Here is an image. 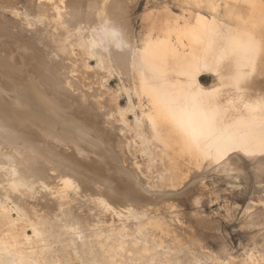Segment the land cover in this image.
Returning <instances> with one entry per match:
<instances>
[{
	"label": "bare ground",
	"instance_id": "1",
	"mask_svg": "<svg viewBox=\"0 0 264 264\" xmlns=\"http://www.w3.org/2000/svg\"><path fill=\"white\" fill-rule=\"evenodd\" d=\"M27 1L35 9L44 5L49 10L47 13L54 16L37 18V22L44 26L42 30L45 33L51 36L52 29L58 37L61 34L67 40L73 38L70 42L71 54L74 53L73 46L78 45L89 55H97L100 62L105 60L108 69L122 75L127 84L129 81L132 83L124 86V90L128 95L136 96L140 102L137 106L142 111L133 120V124L141 129L135 133L143 140V145L145 141L158 145L157 152L142 150L152 160L150 165L158 169L151 168L152 173H157L161 180L170 179L173 189L167 193L169 196L170 193L172 197L179 194L176 192L179 190L177 187L187 175L192 172L200 174L201 170L203 173L207 158H222L236 147L246 152L264 151L262 0H245L250 9L248 21L259 26L252 31L240 32L217 26L199 13L194 18H185L183 15L184 18H177L175 21L164 15V18H144L145 32L140 36L130 23L123 32L119 27L107 24H103L101 28L89 27L88 23L101 21L120 11L121 0H60L61 4L54 9L50 0ZM4 3L16 5L17 0H5ZM81 16L91 20H81ZM69 20L78 23L69 24ZM15 24L8 18H0V161L4 162L0 163V176L3 177L0 178V227L5 221L10 225L5 232L0 231V264L4 261L8 264H69L66 259L54 256L56 245L49 239L54 227L45 228H48V222L60 220L66 222L65 228L70 232L82 234L84 223L66 221L69 214L71 216L76 213L72 203L82 197L92 204L90 210H95V223L105 225L111 221L115 222L111 227H119L122 238L115 254L111 256L113 264H124V240L130 233L140 239L147 238L152 232H159L181 242L183 233L178 231V226L167 224V219L174 218V203L170 204L171 200L164 203L162 199H155L158 204L156 208L160 210L151 211L139 206L137 203L144 201L145 194L135 187V180L127 170L131 168L118 153V149H107L106 142L102 136L98 137L97 131H79L66 121L53 119L49 112L48 114L42 107L40 110L37 104L34 107L32 104L28 105L29 101L28 104L20 102L21 97L33 96V93L41 97L39 90L44 92L45 97V93L50 92L46 87L57 80L64 85L62 88L66 89L67 96L71 99L68 101L71 111L76 114L77 111L80 112L81 116L93 124L96 110L93 112L92 108L95 107V101L100 102L101 97L88 98L87 94L91 92L80 87V82L85 83L86 77L81 70L69 66L68 75L67 67H56L54 60L47 57L48 54L43 51L37 54L32 32L28 35L34 28L33 23L28 26L29 32L26 35L19 33ZM123 40L129 48L124 49L122 57L117 59V62H126L120 68L112 59V49L113 45L121 44ZM20 44L23 45L18 49ZM185 44L188 45L187 49ZM68 60H65V64H68ZM101 64L97 67L104 68ZM188 67L191 68L192 77H196L201 71L210 72L213 75V87L203 88L193 78L195 88H191V85L180 91V76ZM39 77L41 82L38 81ZM52 87L54 88L53 85ZM58 91L57 89L56 92ZM94 93H98L97 89L91 94ZM102 93L99 94L102 96L104 92ZM46 98L41 99L45 102ZM17 100L20 102L18 106H26L23 110L24 117L18 113V108L10 104V101L14 103ZM85 109L90 111L91 114L87 113L89 116L84 115ZM117 114L125 124L130 125L125 119L126 111L120 105ZM28 129L43 135L44 137L40 136L43 143L34 142L26 134ZM80 132L84 136L79 135ZM49 135L54 138L47 139ZM106 139L109 140L108 137ZM111 141L112 139L110 143ZM51 142L63 146L55 148L49 145ZM46 144L48 146H44ZM72 146L84 160L85 164L82 166L73 161L77 155L69 151ZM42 149H45L44 156L38 154L35 157L33 152L38 153ZM48 150H51L50 153ZM2 151L5 153H1ZM18 158L27 159V167L33 169L35 166L34 169L38 170L22 169L16 161ZM33 172L49 176L29 177V173ZM120 173L124 177L122 185L119 184ZM92 175L97 176V187L91 184ZM192 179L195 180L194 177ZM194 180L190 182L195 184ZM162 184L167 186L164 182ZM164 206L167 208L164 209ZM38 212L43 216L38 215ZM109 216L111 220H108ZM26 221L29 223L26 224ZM28 225L37 241L27 233L20 234ZM100 243L103 246L109 244L114 249L116 242L107 238ZM70 244L69 252L73 263L81 264L76 242L71 240ZM255 251L248 256L249 264H264V257Z\"/></svg>",
	"mask_w": 264,
	"mask_h": 264
},
{
	"label": "rangeland",
	"instance_id": "2",
	"mask_svg": "<svg viewBox=\"0 0 264 264\" xmlns=\"http://www.w3.org/2000/svg\"><path fill=\"white\" fill-rule=\"evenodd\" d=\"M262 1L264 2V0ZM4 2L5 0H0V18H8L14 21L19 33H23L24 35L29 32L28 26H32L33 23L34 28L31 29L28 35H31L30 33L32 32L35 39L33 40L35 42L34 49L37 54H41L42 51L48 54L47 57L54 60L56 67H67L68 75H70L69 66L81 70V72L86 74V77L84 78L85 83L80 82V87L86 89L87 92L93 93L95 89L98 92L97 94L94 93V95L88 93V98L101 97L100 102L95 101V107L92 108L93 112L96 110V113L94 112L95 122L93 124L90 120L81 116L80 112L77 111L76 114L71 111L70 102H68L71 99L68 98L66 89L62 88L64 85L57 80L58 83L54 81L50 83L49 87H46L50 90V92L45 93L48 96L47 98L46 96L44 97V92L37 89V91H40L41 97L36 93H33V96L23 95L24 97H21L20 102L28 104L29 101L30 104L28 105L32 104L34 107L38 105L40 110L42 107L47 113L49 112L50 114H48L53 119L66 121L72 128H76L79 131H83L84 129L97 131L98 137L102 136L106 142L107 149H118V153L124 157L125 162L131 168L127 170L132 175L129 176L135 180V187L145 194L144 201L137 203L139 206H143L144 209L151 211L157 209L158 200L162 199L161 201L164 203H169L171 200L170 204L174 203L175 210L172 212L174 218L167 219V224L172 227L178 226V231L183 233L181 235V242L174 241L172 237L162 235L159 232H152L147 238L143 237L140 239L135 238L130 233L124 240V264H249L248 256L251 252L254 253L255 250L256 254L264 257V151L246 152L240 147H236L222 158L216 160L212 157L207 158L204 162L203 173L201 170V175L199 173L196 174L197 172H192L189 176L187 175L185 177L186 180L184 178L182 184L177 187L179 190L176 192L179 194H174L175 196L172 197L173 195L170 193L169 196L167 193L172 188L170 179L163 178L161 180L157 173H152L151 168L155 170L157 167L150 165L152 160L142 150L143 148L157 152L158 145L155 142L147 141L143 145V140L138 138L135 133V131L141 129L135 127L133 124V120L142 111L137 106L140 102L136 96L128 95L124 90V86L132 85V83L129 81L127 84L122 75H118L115 71L108 69V63L105 60L100 62V58L97 55H89L78 45L73 46L74 53L71 54L70 42L73 41V38L67 40L61 34L58 37V34H54L56 31L52 29L51 36L45 33L42 30L44 26L37 22V18H54V16L51 17L47 13L49 10H46L43 7L44 5L41 4L39 8L35 9L33 5L28 4L27 0H17L16 5L5 4ZM121 2L122 7L120 11L109 15L108 18H103L101 21L97 19L94 22L90 21L92 23H88L89 27L96 26L97 28H101L103 24H107L114 28L119 27V30L123 32L126 30L128 23H130L134 27L136 34L140 36L145 32L146 22L143 20L144 18H164V15L165 18L168 17L171 21H175L177 18H184V16L185 18H194L195 14L202 13L210 22H214L213 24L228 28L229 30L241 32L243 30L252 31L254 28H259V26L248 21L250 9L248 2L245 0H121ZM50 3L53 9L56 5L61 4L60 0H50ZM166 12L169 15H166L168 14ZM188 15L190 16L188 17ZM80 19L91 20L86 17L82 18V16ZM68 23L76 24L78 22L69 20ZM64 34L66 35L67 33L64 32ZM85 34L87 33L85 32ZM22 45L20 44L18 49ZM184 47L187 49L188 45L185 44ZM126 48H129V45L124 40L121 44L113 45L112 59L115 65L120 68L124 67L126 62H117V59L118 57H122ZM20 50L23 49L21 48ZM67 59H69L68 64H65L67 62L65 60ZM100 64L106 69L97 67ZM191 77L192 71L188 67L184 74L180 76V91L190 88L191 85V88H195L192 82L193 78L203 88L213 87V75L208 71H201L196 77ZM38 81L41 82L42 79L39 77ZM54 84H57V86ZM57 89L59 93L56 92ZM37 91L35 90V92ZM100 92H104V95L101 96ZM65 95L67 98H65ZM30 97L31 99H29ZM41 98H46L45 102ZM64 98L65 100H63ZM10 100L14 101L13 97H10ZM18 102L15 101L13 103L10 101V104L18 108L16 110L24 117L23 110L26 106L25 104L23 107L22 104L18 106L20 104ZM119 105L125 109V119L130 125L125 124L122 121V117L117 114ZM84 111V115L90 113L89 110L85 109ZM34 131L28 129L26 134L32 137L34 142L43 143L41 138L43 135L37 134V131ZM91 134L90 136L93 137ZM79 135L84 136L83 132H80ZM107 137L109 140L106 139ZM52 138L54 137L47 136L49 140ZM110 139L113 141H111L112 144L110 143ZM49 145L55 148L63 146V144L53 142L49 143ZM44 146H48V144ZM50 151L48 150L47 152L50 153ZM62 151L66 152L68 150ZM69 151L77 155V157L73 158V161L77 162L80 166L85 164L84 160L78 156V150H75L72 146V149ZM1 153H5V151ZM33 153L35 157L38 154L44 156L45 149L38 150V153H35V151ZM16 161L22 169L29 171L38 170L34 169L35 166L33 169L27 167V159L18 158ZM0 163L4 162L0 161ZM40 167L44 168L43 166ZM48 176L46 174H37L36 172H33V174L29 173V177L32 178H47ZM193 177L195 180L192 179ZM0 178L3 177L0 176ZM122 178L124 179L120 173L119 184L121 183V185L124 182ZM187 178H189V181H187ZM196 178L199 182L202 178V181L199 183L196 181ZM90 180H92L91 184L97 187V176L92 175ZM191 180H194L196 183L190 182ZM163 182L167 186L162 184ZM166 187H170L169 190ZM200 190L201 192L199 193ZM182 193L184 194L182 195ZM0 196H2L1 193ZM84 200L85 197H82L77 199V202L72 203L76 213L71 216L69 214L68 220L66 219L67 223L73 221L84 223L82 234H75L66 229L64 225L65 221H54L55 224L53 221L47 223L48 228L46 227L45 229L54 227L53 233L49 237L50 241L56 245L54 256L56 258H64L67 262L69 261V264H74L69 252L70 242L74 240L78 251L77 256L82 261L81 264H113L111 256L115 254L117 244L121 243L122 238L119 234V227H111L115 223L111 221L105 225L95 223L93 215L95 214V210H90V207H93L92 204ZM8 202L11 203V201ZM166 208L164 206V209ZM157 210H160V208ZM38 215L43 216L40 212H38ZM111 219L109 216L108 220ZM27 223L29 221H26ZM181 225L184 227V230ZM9 228L10 225L5 221L0 227V231L5 232ZM187 228L188 231L186 230ZM24 233L30 235L35 241L38 240L30 225L23 228V231L20 232L21 235ZM107 238H111L116 242L114 249L109 244L103 246L100 243L101 240ZM3 264L8 263L4 261Z\"/></svg>",
	"mask_w": 264,
	"mask_h": 264
}]
</instances>
